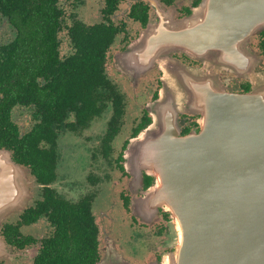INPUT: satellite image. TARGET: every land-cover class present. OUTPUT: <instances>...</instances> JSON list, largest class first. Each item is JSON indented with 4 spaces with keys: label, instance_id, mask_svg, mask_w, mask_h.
I'll use <instances>...</instances> for the list:
<instances>
[{
    "label": "water",
    "instance_id": "water-1",
    "mask_svg": "<svg viewBox=\"0 0 264 264\" xmlns=\"http://www.w3.org/2000/svg\"><path fill=\"white\" fill-rule=\"evenodd\" d=\"M153 4L156 19L115 57L132 80L154 66L163 72L160 95L147 105L152 122L126 149L127 169L139 181L143 172L155 178L134 211L149 222L165 208L177 233L176 249L147 264H264V70L250 42L264 30V0H202L184 19ZM182 51L204 66L173 56ZM225 67L251 89L228 91ZM192 108L203 114L201 128L183 135L179 114ZM29 174L0 149V228L29 204ZM4 256L11 247L0 233Z\"/></svg>",
    "mask_w": 264,
    "mask_h": 264
},
{
    "label": "flooded vegetation",
    "instance_id": "flooded-vegetation-1",
    "mask_svg": "<svg viewBox=\"0 0 264 264\" xmlns=\"http://www.w3.org/2000/svg\"><path fill=\"white\" fill-rule=\"evenodd\" d=\"M75 1L79 4L85 2V0ZM111 1L113 3L112 8L115 6L111 17L107 0H102L100 3L98 17L99 21L105 23L114 21L116 24L123 26V30L119 35L121 36V42L117 50L120 52L147 27L150 21L154 20L152 17L158 9L153 4L154 0H118L119 3H115L116 0ZM159 1L167 7H175V16L181 19L189 16L202 0H190V2L184 0L180 6L178 0ZM58 12L63 15L62 20L65 22L63 21L60 25L53 24L50 28L46 25L40 26L36 35L40 44L46 46L51 44L59 47L57 55L50 59V62L56 63V68H59V61H66L74 51L73 24L71 21L74 17H77L74 11ZM83 27H87V25ZM29 38V35H25L24 42L27 43ZM8 41L1 43H7ZM250 42L256 56L261 60L259 61V68L264 69V30L254 34ZM64 45H66L65 50H63ZM109 56L110 53H108V58ZM173 56L180 59L182 63L193 67L200 68L204 66L200 59L190 56L186 51L175 52ZM117 72L124 86L133 91H140L138 94H141L142 98L149 96L146 103L159 97L163 86V72L159 66H154L135 80L122 72ZM214 72V76H218V70L215 69ZM219 76L228 91L247 92L252 87L247 78L237 75L229 67L223 68ZM185 78L186 74H182V79ZM3 96L4 93L0 92V101ZM146 103L142 110L143 113L131 129L130 136L124 139L121 144L120 151H117L116 148L117 143H120L123 138L122 128L124 125L115 136L106 137L110 116L107 119L104 133L100 136L89 137V143H84L87 149L86 152L67 159L61 145L63 134L70 132L80 137L81 133L90 129L96 120L83 130L75 128L76 114L72 104L68 105L67 114L64 118L53 123V129L59 135L58 139L53 136L45 137L44 135L40 142L41 148L50 147L57 139L55 145L57 151L56 176L51 182L44 183L30 169V178L34 181L32 187L33 198H31L30 204L25 209L10 214L0 228V233L11 247V256L1 257L0 264H35L37 260L44 259V257L41 258V253L46 245L45 243L49 242L50 238L56 234L55 226L51 223L49 214L45 210L48 204L45 201L46 187L51 189L55 200L63 201L68 205H79L86 202L93 212L94 222L98 227L95 241L96 253L93 258L90 255L84 256L79 251L58 248L59 253L71 251L69 260L73 264H91V262L92 264H123L124 260L135 264H147L161 260L164 254L176 249L177 237L174 238L169 234L168 225L172 219L170 211L163 207L159 208L155 218L149 222L143 221L134 211L133 203L143 197V191L155 182V178L147 172H143L142 179L139 181L138 174L130 172L126 167V149L130 139L138 135L144 127L152 122V115L149 113ZM17 109H21L22 113L15 116L14 113ZM194 109L192 108V111L184 109L179 114V122L182 126L181 134L183 135L201 128L203 114L193 112ZM36 110L38 115H36L35 121L43 127L45 124L43 121V106L37 105ZM0 111H6V109ZM31 111L25 105H15L13 107L11 122L16 131L23 133L29 129L34 122ZM110 111L112 114L111 108L105 113ZM146 114L149 118L147 121H143ZM28 120L29 123L26 124ZM117 137L119 138L116 139ZM3 138L4 136L0 134V149L10 150L13 157V149L6 145ZM34 203L39 216L34 222H22L26 218V209ZM18 222L20 223L19 231L15 228ZM7 223L13 224V227H5ZM36 228L39 230L35 231ZM71 235L73 233L67 234V236ZM62 243L69 244L72 242L62 241Z\"/></svg>",
    "mask_w": 264,
    "mask_h": 264
},
{
    "label": "trees",
    "instance_id": "trees-1",
    "mask_svg": "<svg viewBox=\"0 0 264 264\" xmlns=\"http://www.w3.org/2000/svg\"><path fill=\"white\" fill-rule=\"evenodd\" d=\"M67 1L0 0V19L6 20L14 31L10 41L0 42V92L4 93L0 110L6 109L0 111V134L4 136L6 145L13 149L14 159L29 167L44 183L51 182L56 176L55 145L59 135L53 129V123L64 118L69 104H72L76 114L74 126L80 130L90 126L111 108L106 133L108 138L120 131L126 116L125 94L107 72L108 53L123 26L114 21L88 23L74 17L71 21L74 51L66 61L57 63L59 68H56V63L50 62L59 47L38 42L36 35L40 26L50 28L53 24L63 23V15L58 11H68ZM112 4L111 0H107L110 17L115 8ZM25 35L30 37L27 43L24 42ZM15 105H25L32 110L34 122L26 132L16 131L11 122ZM37 105L43 106V127L35 121ZM148 118L146 114L143 121ZM44 135L57 139L52 146L41 148ZM45 190V201L48 202L45 210L56 234L45 243L41 253L44 259L37 260L35 264H73L69 260L71 251L59 253L58 248L72 249L93 258L98 227L90 206L86 202L68 205L55 200L49 187ZM35 205L26 209V218L22 222L31 223L37 219L39 214ZM19 226L18 222L15 226L18 231ZM5 227L12 228L13 224L7 223ZM68 233L73 235L67 236Z\"/></svg>",
    "mask_w": 264,
    "mask_h": 264
},
{
    "label": "rangeland",
    "instance_id": "rangeland-1",
    "mask_svg": "<svg viewBox=\"0 0 264 264\" xmlns=\"http://www.w3.org/2000/svg\"><path fill=\"white\" fill-rule=\"evenodd\" d=\"M154 1H157V0H154ZM183 1L184 0H178L179 6L182 5ZM185 1H188V0H185ZM67 2L69 3L68 11H70V12L74 11L76 13V16L77 17L79 16L80 19H82L88 23L99 21L98 13H99V9H100V3L102 2V0H85V2H83L81 4H79L77 2L76 5H74L75 1H73V0H68ZM189 2H190V0H189ZM161 6H162V8L160 10L166 11L168 15H172V16H174L175 19H178L175 16V14H176L175 7H167L166 5H164L162 3H161ZM152 18H154V20L156 19V12L154 13ZM181 19H184V18H181ZM13 32H14L13 29L11 28V26H9L7 21L4 19H0V42H5V41H8L11 38H13V36H14ZM138 36H136V37H138ZM135 38H133L132 40H134ZM120 39H121V36H118L116 42L111 47L110 52H109L110 56H109L108 62H107L108 75L110 76V78L113 81L117 82V84L119 85L121 90L124 92L126 103H127L125 123H124V126L122 128V137L123 138H122L120 143H117V148H116L117 151H120L121 144L123 143L124 139H126L127 137L130 136L131 129H132L133 125H135L136 122L138 121V119L140 118V115L143 113L142 110H143L144 104L146 103V99L149 97V96H146V97L144 96L142 98L141 94H138V93H140V91H133L132 89L124 86L123 82L119 78V75L117 74L118 73L117 71H119V70L117 69V67L115 65V61H116L115 57L118 53L121 52V51L120 52L117 51L119 46H120V42H121ZM65 46L66 45L63 46V50L66 49ZM196 68H199V67H196ZM205 70H206V68H205ZM260 70H264V69H260ZM151 102H153V101H148L146 103V105H148ZM21 113H22L21 109H17L16 112L14 113V115L18 116V115H21ZM110 116H111V111L109 113H105L104 116L97 118L94 121L93 126L90 129L85 130L83 133H81L80 137L77 135H73L70 132H65L62 136V139H61V145H62L64 156L68 159V158H72V157L76 156V154L85 153L87 149L85 148L84 143H86V142L89 143V137L100 136L104 133V131L106 129L107 119ZM28 123H29V120L27 121L26 124H28ZM118 138L119 137H117L116 139H118ZM79 142L81 143L80 145H79ZM65 164H66V160H65ZM63 172H65V170H63ZM29 179L31 181H33L30 178V174H29ZM33 186H34V181L32 182V184L30 186L31 193H32L31 198H33V193H34V192H32ZM31 198H30V200H31ZM30 200H29V204H30ZM168 227H169L170 236H172L174 238H175V236L177 237L176 231L171 226V221L169 222ZM38 230H39L38 228L35 229V231H38ZM167 253H169V252H167Z\"/></svg>",
    "mask_w": 264,
    "mask_h": 264
}]
</instances>
